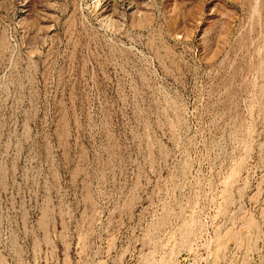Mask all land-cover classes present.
<instances>
[{"label": "rangeland", "instance_id": "rangeland-1", "mask_svg": "<svg viewBox=\"0 0 264 264\" xmlns=\"http://www.w3.org/2000/svg\"><path fill=\"white\" fill-rule=\"evenodd\" d=\"M0 264H264V0H0Z\"/></svg>", "mask_w": 264, "mask_h": 264}]
</instances>
